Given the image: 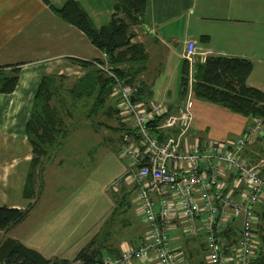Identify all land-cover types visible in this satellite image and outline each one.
<instances>
[{
  "label": "crops",
  "instance_id": "0c3cea01",
  "mask_svg": "<svg viewBox=\"0 0 264 264\" xmlns=\"http://www.w3.org/2000/svg\"><path fill=\"white\" fill-rule=\"evenodd\" d=\"M66 1L0 0V66L19 65L18 82L13 92L0 93V194L8 200L10 190L15 189L18 184L19 188L15 190H21V197L26 200V205H21L17 200H8L9 204L6 206L25 208L29 202H34L27 216L36 212L40 199L44 198L47 205L42 218L44 215L47 217L35 225L33 235L23 241L10 237L37 250L46 258L71 261L98 234L102 238L105 236V244L109 248L120 252L129 245L141 244L147 236V229L141 213H138L136 186L130 180L128 162L107 181L100 182V176L94 180V187L87 184L88 181L78 188L71 185L72 191H63L58 198L54 188L46 186L45 163L48 161L45 159L38 197L27 200L22 196L28 167L19 172L14 167L18 162L29 166L32 158L25 124L42 76L60 75L63 81L74 83L86 72L78 61L105 59L104 53L93 46L82 31L61 19L51 9V6L60 7ZM74 1L88 13L97 28L106 24L114 12L115 0ZM101 19L107 22L99 26L96 21ZM198 20L202 21L200 25L195 23ZM132 31L135 34L132 41L141 43L148 54L146 68L140 78L149 86V103H158V100L152 98L154 93L165 97L172 95L171 89L175 85L178 71L181 80V67L185 60L183 53L188 41L195 43L198 57L201 58L213 55L250 60L253 68L247 78V85L264 92V0H147L142 23L132 27ZM202 35L208 38L205 43L198 44ZM180 98L178 95L172 101L166 100L164 103L174 108ZM193 98L191 137L186 138L188 141L198 139L199 134L194 133V130L204 127L203 119L208 113L224 118L228 131H234L235 128L237 134L241 133L239 136L244 134L246 117L228 110L227 113L212 107L214 104ZM116 99L112 95L105 107L112 106ZM119 118L122 117L117 114L108 117L109 124L100 123L116 138L121 136V133L113 132L122 123ZM237 120L239 124L232 126ZM216 134L211 133V137L215 138ZM111 135L108 137L104 134L103 138H106V142L109 141L112 145L117 143L116 146L121 147L122 142L120 146L117 141L113 143ZM224 137L225 132L222 131L217 139ZM17 139L21 141L24 153L18 158H8L7 155H12V143ZM258 140L261 141L260 138ZM116 153L123 159L120 148ZM246 154L249 155L248 151ZM54 157L51 153L49 158L53 163L50 166L61 165L60 157ZM55 175L54 172V180ZM118 207V212L110 221L114 209ZM0 233L4 234L2 231ZM171 239L173 244L184 251L188 263L196 264L195 255H199V249L202 250L201 242L190 240L194 242L192 246L198 247V251H187L190 242L187 239V244L185 243L177 222L172 229ZM131 264L157 262L152 254H148L140 260H133Z\"/></svg>",
  "mask_w": 264,
  "mask_h": 264
},
{
  "label": "built area",
  "instance_id": "2783aa9c",
  "mask_svg": "<svg viewBox=\"0 0 264 264\" xmlns=\"http://www.w3.org/2000/svg\"><path fill=\"white\" fill-rule=\"evenodd\" d=\"M198 55L188 41L183 53L188 79L194 62L206 58ZM96 66L114 80L119 115L132 131L122 135L120 156L130 165L147 229L141 244L104 257L102 264H131L148 254L157 264H185L184 251L171 242L176 222L185 240L201 242L203 264H249L256 254L255 206L264 201V156L247 155L245 148L253 133L263 134L264 121L255 118L233 140L188 141L192 92L174 108L145 105L132 99L137 84H125L106 65Z\"/></svg>",
  "mask_w": 264,
  "mask_h": 264
},
{
  "label": "trees",
  "instance_id": "16d2710c",
  "mask_svg": "<svg viewBox=\"0 0 264 264\" xmlns=\"http://www.w3.org/2000/svg\"><path fill=\"white\" fill-rule=\"evenodd\" d=\"M146 2L147 0H115L114 12L110 20L99 28L94 25L82 6L74 0H67L60 7L51 6L57 16L82 31L90 43L104 53L105 59L78 61L77 63L85 68L86 72L69 88L62 87L63 78L60 75L42 76L32 98L29 117L25 124V134L31 147L32 158L24 182L23 198L35 200L38 197L43 159L49 158L51 150L61 146L69 133L62 113L68 96L72 99L73 106L91 103L88 110L90 115L103 110L108 117L117 114L119 116L118 99L112 106L105 107L107 101L112 98L114 80L96 64L106 65L125 84L131 86L137 84L134 101L146 105L151 92L149 86L140 80V76L146 68L148 54L141 43L132 41L135 37L132 27L142 23ZM207 38L208 36L202 35L198 40L205 43ZM18 66H0V93L13 92L18 82ZM252 68L253 63L245 58L210 55L203 63L194 67L193 96L248 119L256 117L264 120V92L247 85V78ZM188 72V63L184 60L181 67L179 93L181 97L186 95L185 77ZM67 111L70 113L69 108ZM88 115L87 117H91ZM119 119L122 123L114 128L113 132L121 133V136L113 141L119 142L120 146L122 135L132 134V131L121 121L122 118ZM119 148H116L117 152ZM37 179H40V185L35 187ZM33 203L29 202L25 208L0 206V231L6 233L21 223L33 207ZM261 207H264V201ZM118 209L119 207L114 209L110 221L113 220ZM258 212L259 210H255L256 225L264 228V209ZM105 241V236L102 238V235L98 234L69 261L46 258L20 241L4 237L0 241V264H102L104 257H117L120 253L117 249L109 248ZM249 264H264V250L256 253Z\"/></svg>",
  "mask_w": 264,
  "mask_h": 264
},
{
  "label": "rangeland",
  "instance_id": "374dc122",
  "mask_svg": "<svg viewBox=\"0 0 264 264\" xmlns=\"http://www.w3.org/2000/svg\"><path fill=\"white\" fill-rule=\"evenodd\" d=\"M96 22L100 26L106 23L107 20L101 19V21H96ZM195 23L196 25H200L202 21L198 20ZM200 43L201 42H199L198 40V44ZM197 64H199V62L195 61L193 64V70L195 65ZM193 70H192V76H193ZM189 75L190 74L187 73L185 79L187 80V90L192 92L193 80L188 79ZM179 80H180V73L178 71L175 85L171 89V91L173 92L172 95L165 97L159 95L158 93H154V96L152 98L158 100L156 101L158 103H164L166 100L167 102H170L173 99L177 98L179 95ZM61 84L62 87L69 88L73 83L72 81H62ZM191 96H192L191 97L192 101L193 100L195 101V99L193 98L194 97L193 93ZM184 97L185 96L181 97L176 105L180 104V102L183 101ZM65 102L66 103H64V105L65 104L66 105L63 107L62 113L64 114V120L67 128L69 129V134L67 135L66 139L63 141L61 146L55 147L53 151L51 150L52 156L54 157L55 155V157H60L62 163L61 165L50 166L53 163L51 162L50 158H46V161L48 162L45 163L47 165L46 167L47 170H45L46 186H48L51 189L54 188V191L56 192L55 195H57L58 198L61 192L70 191V190L72 191V188H70L72 187L71 185H75V187L78 188L79 186L84 185L85 181H88L87 184L93 186L94 180L98 179L100 176H101L100 182L107 181V179L111 178L113 174L117 173L121 168V166L125 165V162H127L124 159H120L118 156L119 154L116 153L117 143H115V140L113 142L115 143V145H112V143H109V141L108 142L105 141L106 138H103L104 134H106L108 137H110L111 135V133L107 131L106 126L100 124V123H105V124L110 123V119H108V116H106L105 113H103V111H98L95 115L94 114L90 115L88 110L90 109L89 107L91 103L89 104V102H86L84 103L85 105L77 104L73 106L71 105L72 99L69 96ZM149 102L150 101L147 100L146 104L147 105L152 104ZM212 107L222 109V111L228 113L227 110L218 107L217 105L216 106L213 105ZM67 108L70 109V113H68ZM214 114L216 115V113ZM87 115L91 117H87ZM255 118H251V119L247 118L246 130L251 126V123L255 124ZM203 120L205 121L204 127L202 126L199 129L194 130V133L199 134L200 138L198 137V139H200L202 142H208L210 140H215V141L233 140L237 138L236 136H239L241 134V133L237 134L235 128L234 131H228L227 121L224 120V118L222 117L217 118L213 116V114L208 113V116L206 118L204 116ZM236 124H239L238 120L234 122L232 126ZM222 131L225 132V137H224L225 139L224 138L217 139L219 138V135ZM211 133H217L215 138L211 137ZM200 134L202 135L200 136ZM190 135L191 134L188 132L186 134V138L189 139L191 137ZM111 137H113V139L116 138V136H112V135ZM258 138H260L261 141H259ZM21 144L22 143L19 139L15 140V142L12 143V149L10 151L12 155H7V157L18 158V156H21L24 153ZM245 151H248V154L251 155L252 157L264 156V132L261 135H258L257 133H253L245 148ZM44 161L45 158L43 159V162ZM27 167L28 164L26 165L18 162L14 168H16L15 169L16 172H19L26 169ZM54 172L56 173L55 180L53 177ZM39 185H40V179H37L35 187H38ZM18 188L19 185L17 184L15 189ZM15 189H13L12 191L10 190L9 196L7 195L8 200H12V201L17 200L21 205L25 206L26 200L22 199L21 190H15ZM8 200L7 198H5L4 195L0 194V206H6L7 204H9ZM261 203L255 206L256 210H259L258 213H260V211H263L264 209V207H261ZM39 205L40 206L36 210V212H33V214L32 213L29 214L23 222H21L15 227H12L8 232L4 234L0 233V241L2 240L3 237H10V236L11 237L14 236L18 240L23 241L29 238L30 236H32L35 225H37L38 222H41V220H45L47 217V215H44V217L42 218L43 213L45 212L44 207L47 205V201H45L44 198H41ZM138 213H140L139 210ZM41 224L42 226H44L43 223ZM255 230H256L255 252L260 253L262 250H264V240H263L264 228H260L259 226L255 225ZM188 242L190 243L188 244V247L186 249L187 251H189V249H192V252L198 251V247L192 246L194 242H191L190 240ZM195 242L198 243L197 240H195ZM185 243L187 244V239ZM198 252L199 255H195V262L196 264H198L200 261L199 264H203L205 255L202 254V250L200 249ZM186 263H188V261Z\"/></svg>",
  "mask_w": 264,
  "mask_h": 264
},
{
  "label": "water",
  "instance_id": "95a60500",
  "mask_svg": "<svg viewBox=\"0 0 264 264\" xmlns=\"http://www.w3.org/2000/svg\"><path fill=\"white\" fill-rule=\"evenodd\" d=\"M132 99H134V97H132Z\"/></svg>",
  "mask_w": 264,
  "mask_h": 264
}]
</instances>
